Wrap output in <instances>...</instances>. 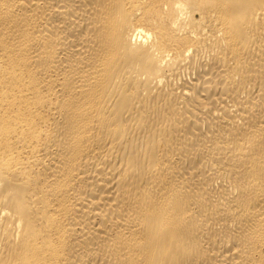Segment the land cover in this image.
<instances>
[{
  "label": "bare ground",
  "instance_id": "6f19581e",
  "mask_svg": "<svg viewBox=\"0 0 264 264\" xmlns=\"http://www.w3.org/2000/svg\"><path fill=\"white\" fill-rule=\"evenodd\" d=\"M0 264H264V0H0Z\"/></svg>",
  "mask_w": 264,
  "mask_h": 264
}]
</instances>
